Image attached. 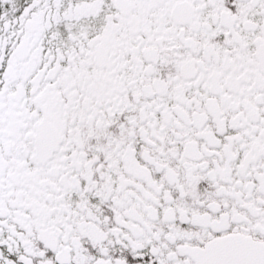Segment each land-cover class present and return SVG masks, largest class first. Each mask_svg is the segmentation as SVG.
I'll return each instance as SVG.
<instances>
[{"label": "snow or ice", "instance_id": "6c2138e0", "mask_svg": "<svg viewBox=\"0 0 264 264\" xmlns=\"http://www.w3.org/2000/svg\"><path fill=\"white\" fill-rule=\"evenodd\" d=\"M0 264H264V0H0Z\"/></svg>", "mask_w": 264, "mask_h": 264}]
</instances>
